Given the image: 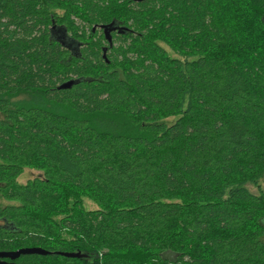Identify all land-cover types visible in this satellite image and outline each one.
<instances>
[{"label": "trees", "instance_id": "1", "mask_svg": "<svg viewBox=\"0 0 264 264\" xmlns=\"http://www.w3.org/2000/svg\"><path fill=\"white\" fill-rule=\"evenodd\" d=\"M263 180L264 0H0L17 264H264Z\"/></svg>", "mask_w": 264, "mask_h": 264}, {"label": "water", "instance_id": "2", "mask_svg": "<svg viewBox=\"0 0 264 264\" xmlns=\"http://www.w3.org/2000/svg\"><path fill=\"white\" fill-rule=\"evenodd\" d=\"M106 39L111 44L112 43V37H111V31L115 30L114 26H104L103 27ZM73 84V81L67 82L59 87V89H68ZM52 253L49 251H46L41 248H24L17 251H10V252H0V264H17L15 261L19 259L23 255H41V256H47L51 255ZM58 255H62L68 258H86L87 256L81 253H56Z\"/></svg>", "mask_w": 264, "mask_h": 264}, {"label": "rangeland", "instance_id": "3", "mask_svg": "<svg viewBox=\"0 0 264 264\" xmlns=\"http://www.w3.org/2000/svg\"><path fill=\"white\" fill-rule=\"evenodd\" d=\"M175 121V118H171L169 120H166V122L168 124H172L173 122ZM42 176V173L37 171V170H25L24 173L20 176V178L18 179V182L20 184H25L27 183L29 180H32V179H35L37 177H41ZM261 188L264 190V180L261 182ZM249 189L251 190V192L255 193V194H258V188L256 187H253V186H249ZM1 204L2 205H5L6 202L2 201L1 200ZM82 207H84L86 210H94L96 209V206L94 204H92L91 202L87 201V200H84L82 202ZM164 258L166 259H170L172 260L173 257L170 256V255H165Z\"/></svg>", "mask_w": 264, "mask_h": 264}]
</instances>
